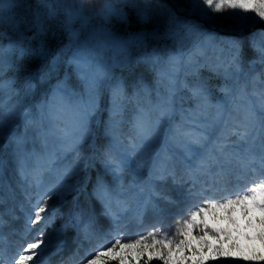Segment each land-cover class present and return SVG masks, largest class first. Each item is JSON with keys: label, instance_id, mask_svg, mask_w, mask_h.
I'll use <instances>...</instances> for the list:
<instances>
[{"label": "rangeland", "instance_id": "374dc122", "mask_svg": "<svg viewBox=\"0 0 264 264\" xmlns=\"http://www.w3.org/2000/svg\"><path fill=\"white\" fill-rule=\"evenodd\" d=\"M48 2L58 13L55 17H49L39 9L38 0H0V44H14L26 53L23 57L17 53L13 67L6 68L0 76V81L6 85L0 118L7 126L16 117L22 103L27 105L25 112H31L33 116L38 115L40 106L46 101L55 109L52 119L45 122L43 131L30 125L31 118L20 116L15 118L10 134L6 133V137L0 139L3 237L11 232L8 219L18 217L17 240L33 234L30 242L34 241L43 221L28 231L31 204L49 189L58 176L77 163L73 153L60 152L61 145L57 139L62 135L61 130L74 122V101L59 97L53 100L52 90L58 80H67L70 90L77 93V99L86 96L85 86L68 63L70 50H75L77 42L84 45L103 40V30L116 39L127 40L136 33L147 35V39L131 43L127 56L122 57L124 66L113 68L110 85H123L118 101L119 113H111V86L101 90L99 119L102 123L93 126V135L81 148L79 171L65 179V187L74 190L67 191L62 197L53 196L48 201V208L55 213V218L43 229L47 246L40 258L41 264H52L63 257L65 260L62 259L61 264H84L98 246L113 239L115 222L104 214L103 205L93 191L98 178H102L112 191V211L120 217L118 230L128 241L154 229L171 232L186 210L203 203L206 197L227 198L264 177L261 166V156L264 155V65L250 46V38L264 31V22L248 20L241 34L236 30L240 23L236 15L239 10L209 13L216 19L208 21L202 15L185 12L184 9L189 7L187 0ZM67 9H82L88 23L83 25L79 19L69 21L65 14ZM145 12L149 19L142 23L140 16ZM37 13L40 14L39 24L35 22ZM118 13L125 14L126 20L120 19ZM173 15L189 24L201 26L216 40L196 33L186 35L183 31L176 39L166 37L167 24ZM106 16L109 18L105 19ZM153 34L158 38H153ZM221 39L243 42V70L238 76L233 75L229 67L232 53L226 43L219 42ZM256 40H260L258 35ZM41 44L47 53L43 56L38 52ZM116 58V53L110 50L105 55L106 60ZM53 64L55 71L50 78L41 80ZM30 74L34 76L32 83L35 87L26 99L25 82ZM8 82H11V88L7 86ZM197 89L204 90L203 96L193 94ZM110 114L118 122L117 134L125 145L135 137L134 125L141 114L151 128V139L144 151L134 156L119 180L105 171L101 158L110 139L104 135ZM49 131H55V137L46 135ZM245 132L247 136H244ZM196 141L198 143H194ZM217 159L219 163H214L207 175L201 174V163ZM165 161L172 174L155 180L153 176L157 167ZM242 164L248 167H242ZM34 177L42 181L39 186ZM193 184L196 192L202 187L208 189L204 196L188 195ZM153 193L160 197L155 201L158 211L144 207ZM77 211H85L95 217L92 234L85 235L64 226L68 217ZM240 223L244 221L241 219ZM193 234L201 235L199 229H195ZM233 238H236V233H233ZM238 243L244 246L246 241L240 238ZM223 246L226 251L230 249V243ZM232 252L231 257L212 259H208L205 252V264H221V261L224 264L230 261L264 264L242 261L234 249ZM187 255L190 259L186 264H192L190 250ZM173 260L175 264V257ZM134 264H142V261ZM152 264L160 262L153 260Z\"/></svg>", "mask_w": 264, "mask_h": 264}, {"label": "snow or ice", "instance_id": "6c2138e0", "mask_svg": "<svg viewBox=\"0 0 264 264\" xmlns=\"http://www.w3.org/2000/svg\"><path fill=\"white\" fill-rule=\"evenodd\" d=\"M187 4L189 7L184 9L185 12L189 15H202V18L208 21L216 19L210 16L209 13L239 10L236 15L240 23L237 24L236 30L241 34L243 29L247 27L246 22L248 20L256 23L264 22V0H187ZM203 6H206V8ZM37 7L43 9L49 17H55L58 14L48 0H38ZM247 13H252L253 15L248 16L246 15ZM65 14L69 21L79 19L83 25L88 23V18L84 16L82 9L80 11L67 9ZM39 15L37 13L35 20L37 24H39ZM117 15H119L120 19L126 20L125 14L118 13ZM257 17L259 18L258 20ZM108 18L107 16L105 17V19ZM140 19L142 23H147L149 19L147 12L141 14ZM69 31H71L70 28ZM181 31L186 35L196 33L200 36L210 37L213 41L216 40L210 33L203 30L201 26L189 24L186 20H180L173 15L168 21L165 36L176 39L180 36ZM102 34L104 36L103 40H97L94 44L84 45L77 42L74 45L75 50H70L71 58L68 63L74 68L80 81L85 86L86 96H81L77 99V93L70 90L67 80H58L52 90L53 100L59 97L74 101V122L71 126H66L62 129V135L57 137V139H59L61 145L60 152L73 153L76 156L77 163L74 167L58 176L49 189L31 204V212L27 220L28 231L31 232L32 226L42 221L43 224L37 229V238L20 249L13 258L12 264H41L40 258L43 256V251L47 246L43 229L51 224L55 218V213L48 208V201L53 196L62 197L67 191L74 190V188L65 187V179L69 175L75 176L79 171L81 167L79 163L81 148L89 142L90 137L93 135V126L102 123L99 119L101 90L105 86H109L110 81L113 80V68L117 65L124 66L122 57L127 56L129 45L133 42L147 39V35H141L140 33L133 34L127 40L116 39L107 30H103ZM72 35L75 36L76 33L73 32ZM256 35L260 37L259 42L256 40ZM153 38L158 37L153 34ZM219 42L228 45L232 53L229 67L232 69L233 75L238 76L243 70V42L235 39H221ZM250 46L256 53V58L264 65V31L254 34L250 38ZM109 50L116 53V59H105V55ZM38 52L42 56L47 54L43 44H41ZM17 53L21 57L26 54L24 49H18L14 44L7 46L0 44V76L3 75L6 68L13 67V58ZM54 71L55 64L41 76V80L50 78ZM33 79L34 76L30 74L25 82L24 95L26 99L34 90ZM5 86V83L0 81V108L3 107ZM7 86L11 88V82H8ZM110 86L113 104L111 113H119L120 105L118 101L123 91V85L115 83ZM203 93V89H197L193 94L203 96ZM26 107L27 105L22 103L17 109L16 117L7 126L4 120L0 118V139H4L6 133L10 134V128L14 126L15 118L20 116L31 118L30 125L37 130L43 131L45 122L52 119L55 112L53 105L47 101L40 106L39 113L36 116H33L31 112H25ZM56 115L58 116L59 114L56 113ZM117 125L118 122L115 116L110 114L109 123L104 127V135L110 139L105 150L101 153L105 171L110 172L115 180L121 178L125 167L132 163L134 156L140 155L144 151L145 145L151 139V128L145 123L143 114L137 118V122L134 125L135 137L128 145H125L117 134ZM46 135L55 137L56 134L55 131H49ZM247 135L248 133L245 132L244 136ZM194 143H198V141ZM214 163H219V160L201 163L199 166L201 174L207 175ZM241 166L248 167L247 164H242ZM261 166L264 168V155L261 156ZM0 173H2V162H0ZM171 174L168 163L165 161L157 167L153 178L162 180ZM173 179H175L174 176ZM34 182L37 186L42 183L39 177H34ZM194 189L195 184L188 189L189 196H204L208 190L206 187H202L199 192ZM93 191L96 199L103 205L104 214L114 220L116 228L113 229L111 242L98 246V249L90 254L84 264H110L112 261L117 262V264H134V262L141 261L142 264H152L153 260L159 261L160 264H174V257L175 264H186L190 259L187 255L189 250L191 251L192 264H205V252L208 253V259L231 257L233 249L239 254V259L242 261L264 262V177L258 182L247 186L241 192L230 195L227 198L217 200L215 197H206L203 203L187 209L185 215L178 219L174 230L171 232L154 229L146 235L141 234L137 238L128 241L124 240L123 234L118 230L120 217L112 211V191L107 183L102 178H98ZM157 198H160L159 194L153 193L144 207L158 211V205L155 203ZM0 203H3L2 197H0ZM241 219L244 221L243 224L240 223ZM221 224L225 226L221 227ZM4 225V216L3 213H0V264H5L2 247ZM64 226L66 228H75L78 232L90 235L95 229V217L91 214H86L85 211H77L68 217ZM195 229H199L201 235H194ZM233 233H236L235 239L233 238ZM221 237L224 239L222 240ZM240 238L246 241L244 246L238 243ZM226 242L230 243V249L227 251L223 246ZM145 257L146 259H144ZM221 264H224V262L221 261ZM229 264H236V261H230Z\"/></svg>", "mask_w": 264, "mask_h": 264}, {"label": "bare ground", "instance_id": "6f19581e", "mask_svg": "<svg viewBox=\"0 0 264 264\" xmlns=\"http://www.w3.org/2000/svg\"><path fill=\"white\" fill-rule=\"evenodd\" d=\"M0 213H3L0 210ZM17 214V213H16ZM16 216V215H15ZM17 221H18V217L17 219H15V217L8 219V223L10 224L9 228L11 229V232H13V235L11 234V232H8V236L4 237V241H3V260L5 262V264L9 263L12 264V262H8V261H13V259H11L9 256L11 257H15L16 254L20 251V249L24 246H26V244L28 242H30L33 239V234H31L30 236L24 238L21 241L17 240V236H16V228H17ZM4 228L5 225L3 227V233H4ZM27 228H29V226L27 225ZM32 230H33V226H32ZM6 231V230H5ZM46 239V238H45ZM63 260H65V258H62ZM62 259L60 258V260H56L54 261L52 264H61Z\"/></svg>", "mask_w": 264, "mask_h": 264}]
</instances>
